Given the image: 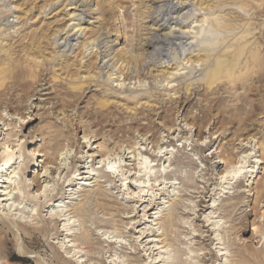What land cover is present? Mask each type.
Returning <instances> with one entry per match:
<instances>
[{
    "label": "rangeland",
    "instance_id": "rangeland-1",
    "mask_svg": "<svg viewBox=\"0 0 264 264\" xmlns=\"http://www.w3.org/2000/svg\"><path fill=\"white\" fill-rule=\"evenodd\" d=\"M169 1L181 6L179 15L192 12L194 16L184 25L172 26L191 33L187 37L193 45L190 52L179 56L180 49L171 43L164 46L160 61L154 58L153 63L141 65L140 59L132 60L128 70L122 61L116 63V57L108 62L118 52L126 58L141 53L156 28L154 9ZM246 2L248 16L235 9L240 7L238 0H78L74 5H69L70 0H0V24L8 18L12 24L0 33V68L11 71L16 64H31L25 70L40 77L23 92L10 79L6 89L0 90V160L7 148L16 161L0 176V210L4 219L12 217L31 228L44 225L47 229L27 241H17L0 230V264H153L155 260L159 264H245V250L244 257L253 251L264 256V191L260 189L264 183V91L248 96L241 85L223 84L207 90L205 66L213 64L230 38L216 47H198L191 38L203 18L240 22L244 17L251 19V43L264 45V14ZM79 13L85 17L83 22L78 21ZM241 29L216 31L220 39ZM101 34L102 39L107 36L108 44L95 47L94 39ZM66 36L73 39L69 50L59 48ZM109 46L111 56L103 60ZM202 47L210 52V62L198 63L194 79L187 78L186 70L175 73L190 66L188 59L202 57ZM29 49L39 59L32 61ZM99 49L102 55L96 59ZM179 64L183 66L178 68ZM87 72L97 77L89 78ZM166 73L180 80L169 83L175 77L165 79ZM6 75L12 76L8 71ZM70 83L83 88L72 91ZM103 99L109 106L101 111L104 123L96 126V105ZM218 99L223 102L216 104ZM253 105L257 109L246 114ZM239 107L246 110L234 117ZM156 154L166 157L158 161ZM114 160L115 167L119 163L122 169L113 181L101 166ZM145 165L153 166L150 173ZM86 169L94 173L90 179L81 174ZM21 178L26 189L19 184ZM76 178L84 179L67 188L69 179ZM139 179L146 184L144 202L137 198ZM61 186L66 195L58 199ZM203 191L208 193L206 198L200 194ZM55 195L52 205L39 209L45 196ZM201 198L206 202L201 203ZM155 199L160 206L145 214V207ZM105 202L110 207L107 213L98 206ZM58 214L66 220L58 224V230L67 228L72 237L56 239L50 218ZM208 237L213 241H203ZM76 238L79 241L70 242ZM86 243L88 251L75 248Z\"/></svg>",
    "mask_w": 264,
    "mask_h": 264
},
{
    "label": "bare ground",
    "instance_id": "bare-ground-1",
    "mask_svg": "<svg viewBox=\"0 0 264 264\" xmlns=\"http://www.w3.org/2000/svg\"><path fill=\"white\" fill-rule=\"evenodd\" d=\"M65 1H69V0H65ZM77 1L78 0H70V4L69 5H74L75 3H77ZM247 1H251L253 4H255L257 6V8L259 9V14H262V15L264 14V0H247ZM238 2L240 4V7L239 8L236 7L235 9L241 11L240 12L241 14L243 12L244 13L243 16H245V15L248 16V12H249V8H250V6L248 5V2H246V0H238ZM82 4H84V3H82ZM237 6H238V4H237ZM3 8H4V11H5V8H8V6H5V4H4ZM156 9H154L155 11L152 13L153 16L154 15H156V16L159 15L157 17L155 16V18H152L153 25L156 26V28L152 31L151 34H149L150 35L149 38L144 42V45L142 46V52L140 51L141 53L137 54V56H134V57L131 56V57H128V58L124 57L125 54L122 55L123 53L121 54L120 52H118V55L116 54L108 62H111L116 57L117 58L116 59V63L122 61L121 64L125 63L124 70L126 68L128 70L127 66H129L130 61H132V60H135V62L137 63L139 61V59H140L141 65L143 63H146V61L147 62H151V60L154 59V58L156 60L159 59V61L162 60L160 58H162L164 56L163 55L164 46L170 45L171 43H173L171 45H176L180 49V51H179L180 53L178 54L179 56L181 54L187 53L191 48H193L192 42H189V43L187 42V37H188V35L190 33L189 31L187 33L185 31L181 32L180 29H178V31L174 30V27H176V25H178V26L184 25L187 20H190L191 17L193 16L192 12L188 13L186 17H184V14L179 15L180 14V10H182L181 6L173 5L171 1L167 2L166 5H164L163 7H158V9L157 10ZM148 12H149V10H148ZM5 13H6V11H5ZM74 13L75 12L71 13L72 16H75ZM78 17H79L78 21H82V22L84 21L85 17L83 16L82 13H79V15H77V18ZM210 18L209 19L203 18L202 20L198 21V24H200V25L196 28L197 30L194 32L193 37H191L194 40V42L198 43V45H199L198 47L206 46V45H208L210 47H216L221 42L226 40V38H230V39H229L228 42H226L228 45L226 44V46H224L222 49H220L218 51V53H216L217 57L215 55L216 58H215V61L213 62V64H211V65L207 64V66H205L204 79H203L204 80L203 81L204 84L203 85L206 87L207 90H213V89L217 88L219 86V84L220 85L223 84V85H227V86H232L234 88L236 86L241 85L245 89V91L247 92V95L249 94L248 96H254V94L259 96L260 92L264 91V45L259 44V42H261V41H259V42H257V41L255 42L254 41V43L253 42L251 43V41L254 40V35H253L254 33H252L251 30L248 28L249 26L252 25L251 24V19L249 18L248 20L247 19L244 20L243 19L244 17H243V18H240L241 19L240 22H236L235 20L232 21V19H231L232 17L230 18L231 20H227L225 18H224L225 20H221L222 18H220V17H215V18H212V19H210ZM161 20H163V23L162 24H157ZM236 20H237V18H236ZM3 22H6V23L5 24H3V23L0 24V26H4L3 28H0V33L3 32V30L6 27L12 26V24H10L9 18L6 19V20L4 19ZM85 23H88V21H85ZM89 25H90V23H89ZM173 25H174V27H172ZM239 27H241L242 29L237 31L236 33L234 32L235 33V34H233L234 36L231 34L230 35L231 37H227L226 36L225 38L218 39V37H219L218 35H220V33H219L220 31L217 32L216 30H222V31H225V32H232V31L236 30ZM179 28H181V27H179ZM81 29H82V26L78 27V32ZM82 31H84V30H82ZM212 34H215L216 36L212 37ZM72 40H71V36H66L62 40L64 45H60L59 48H63L64 50L65 49L69 50L70 47H71V41ZM94 41L96 42L95 43V47H100L102 44H108L107 36H105V38L102 39V34L99 35L96 39H94ZM230 42H234V43L229 44ZM262 46H263V48H262ZM204 49H205L204 47H202V50L200 49L201 50L200 52H204V54L202 56L203 58L199 57V58L196 59V61L194 60L193 62H191V60L188 59L186 64L190 63V66L189 67L184 66L182 69H178V71H176L175 73L178 74L180 71L186 70L187 72L185 73V75L187 76V78L194 79L195 74H197L199 72V70H197L198 63H201V64L204 65L205 63L210 62L209 61L210 55H208L210 52L207 54L206 51H204ZM110 51H113L112 46H109V48L107 50L103 51V58H102L103 60H105V59H107V58H109L111 56V54H109ZM30 53H31V50H30ZM31 55H33V56H31ZM31 55H30L31 58L33 59L32 61H35L36 59H39V58H37L35 52L31 53ZM99 55H102L101 49H99V52L98 51L95 52L96 59H98ZM212 56H214V55H212ZM5 57H7V56L5 55ZM39 57H41V56H39ZM164 59H165V57H164ZM173 59L174 58H172V61H175V60L177 61L179 59V57H178V59H176V58L174 60ZM0 60H1V58H0ZM3 61H5V60H3ZM7 61H9V60L7 59ZM7 63H9V62H7ZM38 63L39 62H37V64L35 65L36 69H38V66H39ZM151 63H153V61ZM176 63H179V60ZM4 65H5V62H4ZM29 65H28V67L27 66L26 67H22L19 64H16V65H14V67H12L11 71H9L10 68L5 69V68L1 67L0 68V90L1 89H6V81L8 79L11 80L12 86L15 87L16 90H20V92H23V91L29 89L32 84H34L36 82H39L40 81V77H39L38 74H36V72L31 74L30 72L25 70V69L31 67V64H29ZM106 65L107 64H105L104 66L106 67ZM182 66H183L182 64H179L178 68L182 67ZM97 69H99L101 72L103 71V69H100V68L96 67L95 70H97ZM7 71L9 72L10 75H12L11 77H7V75H6ZM39 72H44V69L39 70ZM65 72H66V70L63 73H65ZM66 74H68L67 77L70 76L68 71H67ZM166 76L175 77V79L169 81V83L176 82L177 80H180V77L178 76V78H177V76H175V74H173V73L163 74V78H165ZM87 77H89V78H94L95 77L96 78L97 75H95V73H94L91 76V73L87 72ZM165 79H169V78L167 77ZM28 80H32V81L29 82ZM123 80H125V81L128 80V76H126L125 79H123ZM248 80H250L252 83H250L249 86L246 84L247 85L246 86L245 83H247ZM71 84L72 83H70L69 85H70V89L72 91H81L82 88H83V85H81V84L80 85H75V86H73V85L71 86ZM123 85H124V83H123ZM253 85H256V86H253ZM257 85H259V86H257ZM190 86H192V84H189L187 86V88H186L187 91L190 88ZM241 86H239V87H241ZM0 96H2L1 92H0ZM246 100L247 99L243 100L242 102H246ZM216 101H217L216 104L217 103H221V102H223V99H218ZM96 106L98 107V111L97 112L99 113V117H98L99 119H98V121H97V123L95 125L96 126H101L102 123H104V121H105L104 114L101 111L105 110L109 106V102L107 100L103 99V100L98 101ZM250 108H251L250 110L245 112L246 114H251L253 111H255L257 109V105L256 106L253 105ZM245 110H242L239 107V108H237L235 110V112L232 115L234 117H238L239 114L242 111H245ZM244 119H246V118H244ZM158 155L159 154L154 155L155 159L159 158L158 161H162V159L164 157H166V154L163 155V156H161V155L158 156ZM1 156H2V159L0 160V176L2 175L3 172L8 171L9 169H12L14 167V165L16 164V161L13 160L14 153L12 151L8 152L7 148H5L3 150V153H2ZM23 161H25V159ZM75 161L76 162H81L80 159H77ZM115 166H116L115 160H114V162H111V163H108V164H105V162L103 161V164L101 166V170L110 179H113V181L118 178V173H119V172H117L118 169H122V167L119 165V163H118V167H115ZM156 166H158V164ZM106 167L109 168L108 171H110V172H106L105 171V169H107ZM152 167H149V166L145 165V170H149L148 173H150L152 171ZM141 170H142V168L140 169L139 172H141ZM81 172H82L81 174L84 175V178L88 177L90 179L91 176H94V173L91 172L89 169H86L85 171L83 170ZM239 172L240 171L238 170V171H236L234 173V176H232L231 181L235 180V178H236V176H237V174ZM69 176H70V172L67 173L66 177L68 178ZM79 176H80V174H79ZM84 178L69 179V182L66 184L67 185L66 187L70 188V187H72L74 185H78V184L75 183V181H78V180L82 181ZM18 179H19V177H18ZM91 179H93V178H91ZM140 180L141 179L136 181V183L138 184V186H136V187L138 188V190L141 189L139 191V193H138L137 198H138V202H144L145 200H142V198L144 196L147 197V194L146 195L144 194L145 193L144 190L146 188V184L144 183V181H143V184L140 183ZM227 180H229V179L226 178L225 181H227ZM20 181H21V183H19V184L24 186V183L22 182V178L20 179ZM156 182H157V180H156ZM140 184H142L141 187H139ZM219 184H220V182H219ZM82 185L84 186L85 184H82ZM160 186H161V184H159L157 186H155V185L151 186V190H154L155 188H158ZM26 188H27V186L25 187V189ZM62 189H63V187H62ZM260 189H262V191H264V183L260 186ZM156 191H158V189H156ZM200 194L203 195L202 198H206V194H208V193L203 191ZM56 195L51 197V198H49L48 196H45L44 197V204H41L39 209L40 210H44L47 207H49L50 205H52L51 201L53 199H57ZM65 195H66V193L64 192V189L61 190V197H59L58 199H62ZM99 196H101V195H99ZM1 201H5L6 202L7 200H3L2 199ZM33 201L36 202L37 204L39 203V200H37V201L33 200ZM156 202H157L156 199L154 201L151 200V202L148 205V207H145V209L148 208V211L145 214H148L151 211L156 210V208L160 206V203H156ZM200 202L201 203H205L206 201L204 199H202V200H200ZM98 206H100L101 210H103V213H104V211L106 213L110 211L109 210L110 209L109 204H107L106 202L104 204H101V205H98ZM203 208L206 209V207H203ZM3 211H5V209H3ZM11 211H12V209L9 208L8 212L10 213ZM80 211H81V209L78 210V214L77 215H79ZM199 211H202V210H199ZM64 217H65V215H62V214L59 215L58 214V216H53V217L50 218L51 222L54 224V227L52 225V227H53L52 231L54 232V235H55L56 239L59 238L60 236L62 237L64 235H65V237H72V234L69 233V229L66 228V229H63V230H58V224L60 225L62 222L66 221V220H64ZM144 217H146V215H144ZM210 226H212V225L208 224L206 226L207 228H209V233L211 231L210 230ZM0 230H4V233L12 235L17 241H27V239L30 240L32 238V234H34V233L44 234V233L47 232V229H46V227L44 225H41V226L38 225L37 227L31 228L30 226H27V225H24V224H22L20 222L18 223L16 221H14L12 219V217H8L7 219H4L3 215L1 213V210H0ZM50 233H52V232H50ZM47 236H48V234H47ZM77 241H79L78 238H76L74 240H70V242H73V243H75ZM203 241L212 242L213 240L208 237L207 240L203 239ZM113 244H114L113 242H109V245L112 246ZM75 248L80 250V251L81 250L88 251L90 249V246H89L88 243H86V244H76ZM245 252H247V250H245L242 253L245 264H264V256L263 257L260 256L262 251H257V252L253 251L252 253H248L249 254L248 256L244 257V253ZM22 253H24L23 250H22ZM251 258H252V260H251ZM155 261H154L153 264H159V262H155Z\"/></svg>",
    "mask_w": 264,
    "mask_h": 264
}]
</instances>
